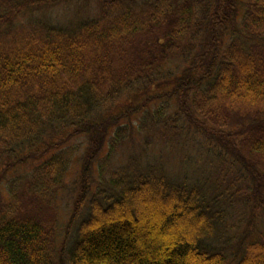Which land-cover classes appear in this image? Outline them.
I'll return each instance as SVG.
<instances>
[{
	"label": "trees",
	"instance_id": "16d2710c",
	"mask_svg": "<svg viewBox=\"0 0 264 264\" xmlns=\"http://www.w3.org/2000/svg\"><path fill=\"white\" fill-rule=\"evenodd\" d=\"M262 223L264 0H0V264H264Z\"/></svg>",
	"mask_w": 264,
	"mask_h": 264
},
{
	"label": "rangeland",
	"instance_id": "374dc122",
	"mask_svg": "<svg viewBox=\"0 0 264 264\" xmlns=\"http://www.w3.org/2000/svg\"><path fill=\"white\" fill-rule=\"evenodd\" d=\"M76 14H77V10H75L74 8H71L68 11H64V10L59 9V10H56L55 12L53 11V13H51V14L48 13L46 16L48 18H51L52 20L59 21L60 23H67L72 19V17L76 16ZM174 159H176V157H172V161ZM174 166H175V168L177 167L176 163L174 164ZM76 167L78 169L77 165H76ZM74 170H76V169H72V171H74ZM74 176H75V173L70 174V177L72 179L74 178ZM61 198H62V200H59L60 201L59 202L60 217H61L62 223H64L67 220L69 213L71 211V208H72V198L69 197V194H66L65 196H61L60 199ZM261 225L264 228V224L262 223Z\"/></svg>",
	"mask_w": 264,
	"mask_h": 264
}]
</instances>
